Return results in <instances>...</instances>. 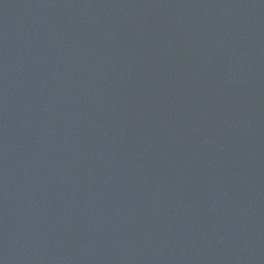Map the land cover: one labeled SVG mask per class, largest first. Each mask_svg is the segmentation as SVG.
<instances>
[{"label": "water", "instance_id": "1", "mask_svg": "<svg viewBox=\"0 0 264 264\" xmlns=\"http://www.w3.org/2000/svg\"><path fill=\"white\" fill-rule=\"evenodd\" d=\"M0 264H264V0H0Z\"/></svg>", "mask_w": 264, "mask_h": 264}]
</instances>
